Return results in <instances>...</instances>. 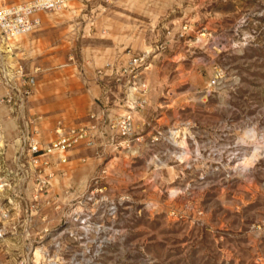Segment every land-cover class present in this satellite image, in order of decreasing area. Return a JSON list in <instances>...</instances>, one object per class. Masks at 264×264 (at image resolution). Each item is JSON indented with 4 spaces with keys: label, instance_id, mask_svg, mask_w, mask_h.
I'll return each mask as SVG.
<instances>
[{
    "label": "rangeland",
    "instance_id": "374dc122",
    "mask_svg": "<svg viewBox=\"0 0 264 264\" xmlns=\"http://www.w3.org/2000/svg\"><path fill=\"white\" fill-rule=\"evenodd\" d=\"M33 16L58 39L30 110L47 140L100 112L98 154L50 166L32 234L0 239V264H264V0H74ZM137 53L149 91L123 136L126 78L105 86L95 69Z\"/></svg>",
    "mask_w": 264,
    "mask_h": 264
},
{
    "label": "built area",
    "instance_id": "2783aa9c",
    "mask_svg": "<svg viewBox=\"0 0 264 264\" xmlns=\"http://www.w3.org/2000/svg\"><path fill=\"white\" fill-rule=\"evenodd\" d=\"M74 0H33L0 9V239L7 235L29 236L33 232L32 203L38 199L52 176L50 166L69 161L68 152L78 146L96 149V135L100 112L89 114L90 121L83 125H67L57 120L54 137L46 139L41 127V116L30 110V96L36 83L38 68H28L15 59L16 40L22 33L34 31L40 21L35 11H60ZM185 28V27H184ZM146 54L129 56L122 67L106 63L95 69L96 78L109 86L126 78L124 93L126 110L112 127L126 136L133 130L136 110L147 102L148 85L141 81V69L147 68ZM217 77L207 87H215ZM107 92V89L104 90ZM108 97V96H107ZM10 121L6 129L3 122ZM113 135V134H112ZM113 139V138H112Z\"/></svg>",
    "mask_w": 264,
    "mask_h": 264
},
{
    "label": "crops",
    "instance_id": "0c3cea01",
    "mask_svg": "<svg viewBox=\"0 0 264 264\" xmlns=\"http://www.w3.org/2000/svg\"><path fill=\"white\" fill-rule=\"evenodd\" d=\"M80 10L82 11V8ZM71 11L74 12V10ZM78 21L79 20L73 19L69 22L71 23V26L75 27L79 24ZM81 21L86 22V18H83ZM53 24L54 25H51L50 23L42 24L37 30L27 36V41L17 38L14 58L20 59L22 62L26 63L27 67L30 69L38 68V73H41L42 68L39 62H42V60L48 61L57 57V51L53 50V48L57 46L56 40L54 39L58 38L54 37L56 31L54 33L52 29L53 27H57L58 23L54 22ZM38 47H41V49L39 50ZM3 124L6 129L10 128V121H4ZM71 155H74V153H71Z\"/></svg>",
    "mask_w": 264,
    "mask_h": 264
},
{
    "label": "bare ground",
    "instance_id": "6f19581e",
    "mask_svg": "<svg viewBox=\"0 0 264 264\" xmlns=\"http://www.w3.org/2000/svg\"><path fill=\"white\" fill-rule=\"evenodd\" d=\"M37 253V252H36Z\"/></svg>",
    "mask_w": 264,
    "mask_h": 264
}]
</instances>
